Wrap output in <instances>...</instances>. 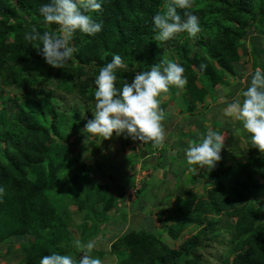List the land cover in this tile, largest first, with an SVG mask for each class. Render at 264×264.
<instances>
[{"label":"trees","instance_id":"16d2710c","mask_svg":"<svg viewBox=\"0 0 264 264\" xmlns=\"http://www.w3.org/2000/svg\"><path fill=\"white\" fill-rule=\"evenodd\" d=\"M97 2L102 10L90 15L102 22V30L94 36L77 30L70 45L78 51L62 69H57L46 64L42 45L36 48L39 41L28 43L24 39L33 26L41 34L58 32V26L46 25L39 12L41 5L50 0H0V82L22 86L28 96L23 100L22 117L28 120L29 137L0 140V148L5 151L4 158H0V187L4 188L0 195V243L13 247L10 252H23L18 264H40L42 257L53 252L72 255V250L77 261L83 255L73 244L74 234L65 213H57L60 196L71 197L84 219L89 213L108 211L115 201L93 175L87 176L91 165L81 164L75 170L68 164L69 150L62 141L83 115L90 119L94 115V80L113 55H120L127 65V69L117 70L118 90L124 81L131 83L136 70H149L155 55L159 57L156 63L172 61L182 66L187 84L180 95L186 111L195 112L197 104L206 97L212 101L220 97L224 77L238 74L236 60L242 54L239 43L245 42L250 24L257 31L264 24V0H193L187 11L198 18L200 32L185 39V32L176 34L167 41L170 48L162 51L164 42L154 40L157 32L152 21L154 15L163 11L165 0ZM177 11L186 19L185 10ZM257 55L263 60L254 62V69L264 71V49ZM136 62L141 65L137 67ZM172 88L169 92L174 96L178 88ZM66 97L74 98L76 104L65 107ZM9 101L12 99H2V108ZM35 116L39 122L33 120ZM5 124L6 115L0 108V127ZM225 128L222 125L217 132ZM59 135L61 139H56ZM144 157L146 162L148 159L158 163V159L153 162ZM234 160L224 166L225 158L221 156L208 170L213 185L196 198L193 207L188 198L177 197L181 202L180 217L173 228H167V233L175 236L193 221L200 226L201 216L210 213L213 217L208 226L221 221L228 237L218 256L219 264H264V213L255 208L251 199L264 195V155L250 150L243 161ZM74 186L79 187L81 194L75 193ZM142 191L145 187L136 190L137 195H142ZM52 194L54 201L48 199ZM203 233L204 229L198 232ZM26 236L33 241L26 244L25 239V245H20L23 241L17 238ZM115 241L112 248L116 260L112 264H214L203 257V247L194 238L175 247L143 227H134Z\"/></svg>","mask_w":264,"mask_h":264},{"label":"rangeland","instance_id":"374dc122","mask_svg":"<svg viewBox=\"0 0 264 264\" xmlns=\"http://www.w3.org/2000/svg\"><path fill=\"white\" fill-rule=\"evenodd\" d=\"M188 36L185 32L182 39ZM245 39V42L239 43L242 54L236 60L238 74L224 77V91L220 92L217 100L212 101L206 97L203 103L197 104L195 112H187L180 95L185 87L178 89L174 96L172 92L161 94L160 107L166 114L163 121L165 139L162 146L154 147L151 143L142 144L140 141L125 139L123 136H120L122 145L119 147L107 146L104 140L99 142L97 138L90 144L93 138L91 139L90 134L82 131L90 119L86 115L81 117L79 124L69 134L64 135L62 141L66 144L70 156L67 160L68 164L75 170L77 167L80 169L81 164L91 165V169L88 168L90 173L85 175L88 174L89 178L93 175V179L99 181L107 193L115 199L108 211L99 214L89 213L87 219L78 214L80 212L76 211L78 210L76 204L71 203V197L62 196L61 198L60 196L57 207L58 215L66 213L65 220L76 240L85 245L89 241L95 244L91 255L100 257L102 264H112L116 260V254L112 248L115 240L134 227H143L159 237L161 241L174 243L175 247L187 239L194 238L203 247L200 248L203 257L209 262L219 264L218 256L226 244L224 240L228 237L224 234L221 221L208 226V222H211L213 217L210 213L201 216L203 222L200 226H196L193 221L175 236H170L167 228H173L180 217L178 207L181 206V202L177 201V197L188 198L192 201L190 205L192 204L193 207L196 198L206 193V190L213 185L208 169L197 165L189 166L185 159L184 149L188 148L190 143L198 142L201 134H206L209 129L217 131L222 125L228 128L219 133L225 138L220 152V156L225 158L224 166L233 162L232 158L236 163L243 161L250 150L258 156L262 155L257 149L251 148L247 134L242 132L241 123L225 113L228 104L237 97L241 89L249 85L255 73L254 62L263 60L261 55L258 57L257 52L260 53L264 49V24L259 27V31L250 24L249 34ZM160 48L163 51L170 46L166 41ZM153 57L155 61L152 64L159 58L157 55ZM135 66L134 64L133 67ZM172 87L174 86H170V89H173ZM7 98L12 101L2 108V99ZM24 99H28V96L22 86L14 87L12 84L3 85L0 82V108L6 115V124L0 127V140H5L9 136L22 140L29 137L28 120L22 117L25 107ZM91 101L94 102V100ZM63 104L69 108L74 106L76 101L72 97H66ZM93 106L95 112V104ZM48 119L49 117L46 118ZM33 120L39 122V117L35 116ZM60 137V135L55 136L56 139ZM4 155L5 151L1 147L0 158H4ZM144 156L152 158L153 162L158 159V163H150L148 159L146 162ZM65 173H68L67 168ZM142 187H145L142 195L133 192L134 189L138 191ZM73 190L76 194H81L79 187L74 186ZM190 195L195 197L192 198ZM48 199L54 201V195H50ZM251 199L255 208L264 213V195ZM88 207H91L89 203ZM90 209L88 208L89 211ZM90 216H94V219ZM52 223L56 222L52 221ZM202 229L204 233L198 234ZM216 231L219 232L215 234ZM17 239V241H23L20 245H25V239L26 244L33 241V238L28 236ZM60 247L66 246L60 245ZM12 248L9 245L4 246V242L0 243V264L20 262L24 256L23 252H10ZM70 254L75 256L76 253L71 250Z\"/></svg>","mask_w":264,"mask_h":264},{"label":"clouds","instance_id":"9594fccd","mask_svg":"<svg viewBox=\"0 0 264 264\" xmlns=\"http://www.w3.org/2000/svg\"><path fill=\"white\" fill-rule=\"evenodd\" d=\"M192 6L193 0H165L163 11L153 17L154 30L157 32L154 40L166 42L184 32L189 37H195L200 32V26L198 18L187 11ZM178 9L185 10L186 19L181 17ZM101 10L102 5L97 0H50V3L41 5L39 12L46 25L58 26V32L44 31L41 34L33 26L24 39L28 43L39 41L36 48L42 45L46 64L62 69L78 51L70 45L77 30L88 36H94L102 30V22H97L90 15ZM136 63L137 67L141 65ZM204 67L201 66L202 69ZM119 69H127L120 55H113L111 61L99 69L94 80L95 112L84 125L83 133L90 134L91 138H97L99 142L111 139L115 133L117 137L131 138L142 144L162 146L166 114L160 107L159 97L168 93L170 86L178 89L185 87L187 78L184 68L172 61L155 63L147 71H137L131 83L124 81L118 90L116 73ZM225 113L241 123L242 132L247 134L251 148L264 155V71L256 69L246 90L238 93L228 104ZM224 139L212 129L201 134L198 142H192L184 149L187 164L212 170L221 159ZM3 194L4 188L0 187V195ZM76 211L80 212L79 209ZM73 241L76 249L83 253L78 261L72 255L53 252L42 257L40 264H102L99 258L91 255L95 247L93 242L89 241L85 245L75 238Z\"/></svg>","mask_w":264,"mask_h":264},{"label":"water","instance_id":"95a60500","mask_svg":"<svg viewBox=\"0 0 264 264\" xmlns=\"http://www.w3.org/2000/svg\"><path fill=\"white\" fill-rule=\"evenodd\" d=\"M104 143L107 145V146H115V147H119L121 145V138L120 137H117L115 135V133H113V136L111 139H108V140H104Z\"/></svg>","mask_w":264,"mask_h":264},{"label":"crops","instance_id":"0c3cea01","mask_svg":"<svg viewBox=\"0 0 264 264\" xmlns=\"http://www.w3.org/2000/svg\"><path fill=\"white\" fill-rule=\"evenodd\" d=\"M122 145V144H121ZM145 158V157H144ZM109 195H111V194H109ZM115 200V199H114Z\"/></svg>","mask_w":264,"mask_h":264}]
</instances>
